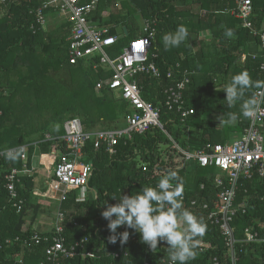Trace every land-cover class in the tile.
<instances>
[{"label": "trees", "instance_id": "1", "mask_svg": "<svg viewBox=\"0 0 264 264\" xmlns=\"http://www.w3.org/2000/svg\"><path fill=\"white\" fill-rule=\"evenodd\" d=\"M50 1L12 0L0 4V151L26 146L29 165L35 153L47 155L54 144L61 150L63 144L58 138L63 136V124L67 120L79 119L86 132L116 130L126 127L125 116L129 113L127 103L114 92L105 88L96 92V85L112 76L111 71L99 65L97 57L69 64L67 23L47 30L36 23L37 9ZM90 1L80 0V4ZM115 2L99 0L98 11L88 21L99 27L112 26L108 35L118 40L107 50L110 58L119 56L133 38L143 36L136 17L153 22V47L158 57L151 61L162 76L152 79L139 74L134 80L142 99L160 109V123L165 132L149 128L142 134H133L130 140L119 141L114 155H109L104 148L95 151L92 142H88L83 162L90 163L92 172L83 187L86 195L79 198L77 190H71L59 206L65 213L66 244L85 242L74 258L62 259L59 264H143L167 259L166 243L158 244L155 252H149L140 234L131 229L127 243L121 245L119 240L111 243L108 221L101 213L106 202L117 203L113 196L135 195L145 187H155L162 174L173 171L183 182L184 207L202 217L207 225L197 257L188 264H210L213 258L227 264L218 229L206 221L201 210L218 193L212 184L216 171L200 168L193 162L185 163L174 144L181 150L194 152L207 144H225L229 134L243 133L249 122L240 114L241 102L229 108L223 89L242 70H247L253 80L263 81L260 65L264 63V51L258 40L226 12L234 8L235 0H124L120 2L119 12L102 17L101 12ZM251 2L253 25L260 27L264 24V0ZM50 12L54 11L49 9L44 14ZM181 24L188 28V38L179 47L165 50L163 36ZM225 28L234 30V38L224 36ZM128 37L131 38L126 40ZM177 63L191 73L182 102L185 109H194V113L185 119L163 104L164 91L180 79L178 75L166 79V73ZM256 90L250 89L245 99ZM228 113H236L237 122L220 126L218 117L223 115L226 119ZM47 136L56 141L46 140ZM15 157L0 161V241L12 240L0 249V264H15L17 258L26 264H39L44 259L45 246L31 245L28 249L21 240L37 233L33 225L45 210L39 198L33 196L32 175L20 178L16 190L23 202L22 209L17 213L13 208L4 186L5 175L22 167L20 155ZM142 165L147 167L146 172L142 171ZM262 192L264 180L256 177L239 180L236 203L247 199L250 208L246 215L235 217L232 227L237 238L245 228L264 223V202L259 198ZM191 201H196L197 206L191 207ZM123 231L125 228L117 229V232ZM16 238L21 240L14 242ZM202 244H209L208 250L200 251ZM253 248V245L245 247L241 264H262L254 257ZM86 252L94 253L95 258L85 257Z\"/></svg>", "mask_w": 264, "mask_h": 264}, {"label": "built area", "instance_id": "2", "mask_svg": "<svg viewBox=\"0 0 264 264\" xmlns=\"http://www.w3.org/2000/svg\"><path fill=\"white\" fill-rule=\"evenodd\" d=\"M9 1L12 0H0V4L4 5ZM49 9L64 17L69 25L70 34L67 38L69 64L74 65L79 61L97 57L99 65L111 71L112 76L100 81L95 87L96 92L103 88L114 92L118 98L127 103L129 113L125 116L126 127L116 130L86 132L79 119L67 120L63 124L64 134L58 138L63 144L61 150L58 149L57 144H54L47 155L34 154L30 165L27 162L28 149L26 146L0 151V161L7 157L6 153L9 152L20 155L22 160L20 169H13L5 175L4 188L17 213L21 211L23 204L22 200L18 199L16 190L21 177L38 174L41 171L47 174L50 183L46 192H33V196L55 200L60 206L66 201L69 191L79 190L86 186L91 176L90 163L83 162L84 149L88 142H92L95 151L104 148L109 155H114L119 141L130 140L133 134H142L149 128H158L165 132L160 123V109L142 99L141 90L134 80L139 74L152 79H160L162 76L160 70L151 61L158 57L153 47L155 35V30L151 26L153 22L145 20L142 27L143 36L133 38L119 56L110 58L107 50L116 44L118 38L109 36L108 29L98 28L88 21L89 16L98 9V0H91L86 4H80V0H51L44 3L37 9L35 16L36 23L41 29L47 26L44 13ZM226 12L236 18L241 27L258 40L260 48L264 51V24L260 27L253 25L254 10L251 0H235L234 8ZM244 60L245 56H242L241 61ZM260 70L264 81V63L260 65ZM175 75H178L180 79L164 91L163 104L169 111H176L180 113L182 119H185L194 113V109H185L182 102V93L190 81L191 73L188 70H182L177 63L166 73V79H174ZM255 94L260 101L259 109L252 117L246 118L249 126L232 142L207 144L194 152L181 150L174 144L181 160L185 163L193 162L200 168H214L216 171L212 184L218 193L213 202L208 205L203 204L201 210L204 212L203 216L206 221L218 229L224 253L228 257L227 264H241V256L246 253L245 247L250 245L254 247L252 250L254 257L262 264L264 262V223H259V226L255 228H245L242 236L238 238L232 227L235 217L238 214L246 215L250 208L247 199L236 203L239 180H252L255 177L264 180V135L262 131L264 129V89L256 90ZM46 140L56 141L48 136ZM147 170V167L142 165V171ZM203 189L204 186L201 185L200 190ZM259 198L261 202H264V192ZM190 205L196 207L197 203L191 201ZM64 222L65 213L58 207L50 231L37 232L29 239L16 238L14 242L21 240L28 249L31 245L33 247L44 245V259L39 264H59L62 259H72L78 252H81L85 241L68 246L64 237ZM11 242L10 239L0 241V249ZM202 245L204 247L200 251L208 250L209 244ZM148 251L151 252L149 247ZM84 256L90 259L95 258L92 252H86ZM15 264L26 263L17 258ZM143 264H161V259L154 262L144 261ZM210 264H220V262L213 258Z\"/></svg>", "mask_w": 264, "mask_h": 264}, {"label": "clouds", "instance_id": "3", "mask_svg": "<svg viewBox=\"0 0 264 264\" xmlns=\"http://www.w3.org/2000/svg\"><path fill=\"white\" fill-rule=\"evenodd\" d=\"M189 36V30L183 24L174 32L163 36L165 50L179 47ZM224 36L234 38L235 32L225 28ZM264 89V81L253 80L247 70H242L232 76L224 87L226 102L229 108L240 103V114L245 118L252 117L259 109L260 101L256 94L245 99L250 89ZM220 126L233 125L237 122L236 113H228L227 118L218 117ZM8 159L16 157L11 152L6 153ZM173 181H176L174 184ZM183 182L176 172L164 175L155 187H145L135 195L113 196L116 204H107L102 211V217L108 221L107 227L111 233L109 241L113 244L127 243L129 229L140 234L141 242L155 252L158 244L168 245V258L161 259V264H188L197 257L200 240L204 237L207 225L202 217L184 207ZM121 226L125 231L117 232Z\"/></svg>", "mask_w": 264, "mask_h": 264}, {"label": "crops", "instance_id": "4", "mask_svg": "<svg viewBox=\"0 0 264 264\" xmlns=\"http://www.w3.org/2000/svg\"><path fill=\"white\" fill-rule=\"evenodd\" d=\"M98 5H99V0H98ZM119 5H120L119 0H116L115 4H113V6L110 9L103 10L101 12V16L105 18V17L109 16V14L111 12H114V13L115 12H119V8H120ZM97 11H98V9H97ZM2 12H4L3 9H2ZM0 14H2L1 11H0ZM45 17H46V20H47V26L43 30L58 28L63 23H66L64 17L60 16L59 14H57L55 12L47 13L45 15ZM144 21L145 20H143V22ZM48 23L51 24V25L48 26ZM94 26H96L98 28L108 29V31H109L110 28H112V26H108V27L107 26L99 27L97 25H94ZM123 32H124V30H123ZM69 34H70V30H69ZM124 35H125V32H124ZM125 36H127V35H125ZM229 135H230V138H229V140L226 143L232 142L234 139H236L239 136V134H237V133H233V134H229ZM35 154H37V153H35ZM32 176L34 177L33 178V187H34L33 192H37V193L46 192V190H47V188L49 186V183H50L49 179H48V175L41 171L38 174H34ZM39 199H42V198H39ZM50 200L51 201H55V200H52V199H50ZM43 207H44V210H45L43 212V215H41L38 218L36 224L33 225L34 226L33 229L36 230V232H40V233H45V232H48V231H50L52 229V224H53V220H54L55 211L58 209L59 206L57 205V202H56V204L54 203V205H50V206H45L44 205ZM50 213H54V214L52 215V217L49 218V223L48 224H45V223L43 224L42 221L46 220L45 217L48 218L50 216Z\"/></svg>", "mask_w": 264, "mask_h": 264}, {"label": "rangeland", "instance_id": "5", "mask_svg": "<svg viewBox=\"0 0 264 264\" xmlns=\"http://www.w3.org/2000/svg\"><path fill=\"white\" fill-rule=\"evenodd\" d=\"M122 1H124V0H119V2H122ZM119 11H120V9H119ZM136 23H137V26H138V28H139V32H141L142 31V27H143V20H141L140 18H138V17H136ZM51 24H49L48 23V26H50ZM57 25V24H56ZM123 36H125V35H123ZM126 37V36H125ZM131 37H128V38H126V40H129ZM77 194L79 195V198H82L83 196H85L86 195V193H85V191H84V189L83 188H81V189H79V190H77ZM38 200V199H37ZM43 206L45 205V206H50V205H54V203L56 204V202L55 201H51L50 199H48V198H43V199H39L38 200ZM54 213H50V216L47 218V217H45L46 218V220H43L42 222H43V224L45 223V224H48L49 223V218L50 217H52V215H53Z\"/></svg>", "mask_w": 264, "mask_h": 264}, {"label": "water", "instance_id": "6", "mask_svg": "<svg viewBox=\"0 0 264 264\" xmlns=\"http://www.w3.org/2000/svg\"><path fill=\"white\" fill-rule=\"evenodd\" d=\"M123 30H124V32H125V35H127V31H126V29L124 28Z\"/></svg>", "mask_w": 264, "mask_h": 264}]
</instances>
